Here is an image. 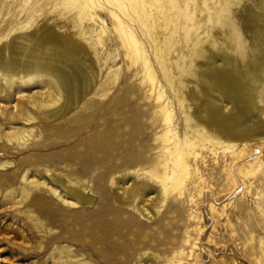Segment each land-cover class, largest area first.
<instances>
[{
    "label": "rangeland",
    "instance_id": "obj_1",
    "mask_svg": "<svg viewBox=\"0 0 264 264\" xmlns=\"http://www.w3.org/2000/svg\"><path fill=\"white\" fill-rule=\"evenodd\" d=\"M94 1L92 20L86 23L73 0H0V46L24 33L49 30L53 43L76 50L83 73L91 79L77 107L60 121L49 123L26 104L39 102L50 93H60L56 84L52 82L48 87L39 80L40 83H17L26 84L21 88L22 107L38 118L34 125L38 133L29 147L9 144L0 151V163H6L0 167V264H58L52 263L54 244L48 242L57 233L79 236V241L83 238V243L64 241L60 245L70 246L84 264H264V144L252 139L264 135L262 66L253 68L248 75L239 74L232 66V59L238 56L229 41L224 40L223 32L219 44L226 51H208L207 59L197 62L202 70L206 63L209 65L208 84L201 94L189 85L181 105L160 72L144 28L106 0ZM249 9L256 11L254 4ZM114 15L138 41L154 72L153 82L145 77L141 62L127 54ZM249 17L252 24L257 23L254 13ZM252 26L244 22L243 31L248 34ZM95 112H103L104 116L107 112L117 113L121 122H136L140 130L135 137L139 141L138 153L132 159L133 165L121 163L122 160L112 162L107 157L102 167L105 172L84 160L76 162L74 153L67 156L68 160L49 166L62 181L94 198L92 206L74 209L51 198L63 214H76L66 220L69 227L64 231L61 221H49L43 205H38L33 194H29L31 186L22 184V177L29 172L32 179L64 194L62 187L52 182L46 166L38 167L43 171L41 177L34 166H24L23 161L31 158L27 156L31 153H56L55 158L60 160L57 152L63 147L60 143L64 138L54 131L63 124L88 120ZM214 113L231 118V125L214 122L210 118ZM44 126L49 127V135L43 131ZM253 126L256 130L245 136L234 134L240 128ZM203 133L215 138L216 143L212 147L205 142L204 148L199 147L195 155L186 159L188 175L181 191L171 193L165 202L162 196L151 200L154 194L141 200L139 190L148 179L144 172L154 171L153 160L163 139L182 142ZM50 140L56 142L51 148L47 145L33 149L39 141ZM113 179L127 184H115ZM132 181L130 203H117L113 191L119 188L125 195ZM139 207L147 209L152 217L141 215ZM107 217L114 218L113 228L117 230L110 240L124 242L126 246L116 257L102 253L107 248L102 234L96 233L97 242L93 243L87 229L80 228Z\"/></svg>",
    "mask_w": 264,
    "mask_h": 264
},
{
    "label": "bare ground",
    "instance_id": "obj_2",
    "mask_svg": "<svg viewBox=\"0 0 264 264\" xmlns=\"http://www.w3.org/2000/svg\"><path fill=\"white\" fill-rule=\"evenodd\" d=\"M73 2L83 22H90L92 20L90 11L95 1L73 0ZM106 2L113 4L123 16L134 17L137 23L144 28L145 37L152 43L154 57L160 72L181 105L185 102L184 95L189 85H192L196 94H201L203 86L208 84L206 78L210 72V67L206 63V69L209 70L207 72L206 69L199 68L197 62L201 59L206 60L208 51L209 53L226 51L219 44V37H222L223 32L226 33L224 40L229 41L232 50L238 56L236 60L232 59L234 69L241 75H248L253 68L262 66L260 84L263 83L264 85V0H106ZM253 4L256 8L255 12L249 9ZM246 11L247 13L250 12V15L246 14L245 16ZM252 13L256 15L257 23L252 24L249 19ZM114 17L118 21L117 32L123 41L127 54L134 61L141 62L145 77L153 82L154 72L141 51L138 41L131 31L122 26L121 20L115 15ZM244 22L253 25L248 34L243 31ZM80 62L73 47L56 45L53 43L51 32L45 29L36 33L18 35L8 44L0 46V151H3L2 148H6L5 145L8 146L9 144L12 145L11 147H29V143L31 145L35 143L34 140L38 133L34 127L38 118L36 115L33 116L25 112V107H22V98L24 97L21 88L26 84L18 86L17 83L40 81L43 85L51 87L50 83L54 82L60 93H48L49 95H46L41 101L28 102L26 105L39 113L41 119L45 120L46 123L57 122L77 107L88 90L91 79L89 74L83 73ZM257 74L259 75V73ZM8 87L10 88L9 92L7 91ZM257 91L256 93H258ZM210 118L224 126L231 125V118L221 117L215 113ZM169 121V116L166 115L165 122L168 123ZM17 125L31 126V128L21 130ZM48 128V126H44V130L42 129L46 135H49ZM254 130H256V126L244 127L234 134L245 136ZM139 132L136 122H121L117 113L108 112L105 116L103 112H95L88 120H77L63 124L59 130L54 131L56 135L64 138L60 143L63 147L57 152L61 156L60 160L55 158L54 154L56 153H31L27 156L33 158H26L23 162H25L24 166L26 164H29L30 167L34 166L38 176L41 177L43 171L38 167L46 166V173L53 183L62 187L64 194L48 186L45 182L32 179L29 172H24L22 184L31 186L29 194H33L34 201L38 205H43V211L49 216V221H61L62 229L68 231L69 224L66 223V220L73 215L76 216V214H63L53 204L51 198H56L61 205L69 209L90 207L94 198L62 181L56 170L50 169L49 166L65 159L68 160L67 156L73 155L72 153L76 157V162L84 160L89 165H95L104 172L102 167L107 157H110L112 162L122 160L121 163L133 165L135 163L132 162V159L138 153L136 147L139 143L135 137ZM259 135L252 139L264 144V135ZM214 139L206 137L204 133L193 137L192 140L182 142L170 141L165 137L156 158L153 160L154 171L144 172L148 175V179L143 182V188L139 190L141 200L154 194L150 198L151 200L162 196L165 202L171 193L180 192L188 175L186 159L190 155H195V151L199 150V147L204 148L205 142L213 147L216 143ZM54 144L56 142L52 140L49 143L39 141L33 149H40L47 145L51 148ZM71 145L73 146L70 147ZM138 163L141 162L138 161ZM4 165L6 163H0L1 168ZM113 181L115 184H127L120 179H113ZM150 182L154 184H150ZM133 185L134 182L132 181L125 195L119 192V188L115 189L112 193L114 200L119 204L128 205L132 198L130 189ZM139 210L144 217L148 219L152 217L147 209L139 207ZM60 215L61 217H56ZM113 224H115L114 218L107 217L97 219L90 225H81L80 228L87 229L93 243L97 242L95 234H102L104 242L107 243V248L102 253L116 257L123 252L124 248L126 249V246L124 242L110 240L113 235L117 234ZM43 234L48 233L43 232ZM122 237L124 238L123 235H121ZM78 238L79 236L63 233L52 234L48 240L49 243L54 244L52 263L84 264L80 256L70 246L60 245V242L64 241H79ZM79 242L83 243V238Z\"/></svg>",
    "mask_w": 264,
    "mask_h": 264
}]
</instances>
